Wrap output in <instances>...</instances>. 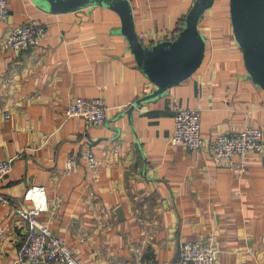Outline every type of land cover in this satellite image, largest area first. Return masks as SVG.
Returning a JSON list of instances; mask_svg holds the SVG:
<instances>
[{
    "label": "crops",
    "instance_id": "crops-1",
    "mask_svg": "<svg viewBox=\"0 0 264 264\" xmlns=\"http://www.w3.org/2000/svg\"><path fill=\"white\" fill-rule=\"evenodd\" d=\"M129 1L144 45L174 39L195 2ZM7 5L9 15L0 20V161L14 162L0 190L12 204L28 208L26 190L45 186L49 208L40 219L80 264H181V243H205L212 233L217 264H264L259 156L250 154L240 172L208 150L170 142L177 104L200 110L204 138L248 126L264 131V88L245 65L230 1L216 0L199 21L206 41L201 66L162 91L139 68L115 9L97 3L61 12L35 0ZM30 22L47 29L38 46H2L11 28ZM77 97L102 98L106 122L65 118ZM87 149L97 173L83 157ZM70 155L78 165L67 174ZM27 232L25 220L0 204V264H20Z\"/></svg>",
    "mask_w": 264,
    "mask_h": 264
},
{
    "label": "built area",
    "instance_id": "built-area-1",
    "mask_svg": "<svg viewBox=\"0 0 264 264\" xmlns=\"http://www.w3.org/2000/svg\"><path fill=\"white\" fill-rule=\"evenodd\" d=\"M9 15L7 0H0V20ZM46 27L36 22H30L11 28L1 41L5 49L23 50L38 46L46 34ZM109 107L100 97L74 98L65 110V118L79 117L85 121L102 125L106 122ZM174 130L170 137L172 144L184 143L191 150H208L215 161L225 167L244 171L254 153L264 163V131L261 127L248 126L233 133H221L212 138L201 135V114L197 108L174 107ZM238 155L240 162L231 158ZM89 168L97 173L98 161L94 153L87 149L83 153ZM14 157L0 161V184L13 168ZM78 165L75 155H70L66 162V173L71 174ZM33 189H43L47 198V207L37 211L32 198ZM24 198L30 202L28 208L12 204L11 200L0 190V204L10 205L15 212L25 220L28 232L19 250L20 264H80L74 257L69 245L61 239L47 223L40 219L43 212L49 208L46 187L34 185L29 187ZM217 235L210 234L207 242L184 241L180 245L179 260L181 264H217L219 250ZM140 264H149L140 262Z\"/></svg>",
    "mask_w": 264,
    "mask_h": 264
},
{
    "label": "water",
    "instance_id": "water-1",
    "mask_svg": "<svg viewBox=\"0 0 264 264\" xmlns=\"http://www.w3.org/2000/svg\"><path fill=\"white\" fill-rule=\"evenodd\" d=\"M61 12L78 10L93 4L115 9L123 22L130 48L141 71L160 88L189 78L202 64L206 41L198 25L205 11L216 0H195L187 13L185 25L172 40L144 45L137 34L129 0H35ZM235 38L243 50L245 65L253 80L264 88V0H229ZM121 212V209L118 210Z\"/></svg>",
    "mask_w": 264,
    "mask_h": 264
},
{
    "label": "clouds",
    "instance_id": "clouds-1",
    "mask_svg": "<svg viewBox=\"0 0 264 264\" xmlns=\"http://www.w3.org/2000/svg\"><path fill=\"white\" fill-rule=\"evenodd\" d=\"M32 198L37 211L44 210L47 207V198L43 189H33Z\"/></svg>",
    "mask_w": 264,
    "mask_h": 264
}]
</instances>
